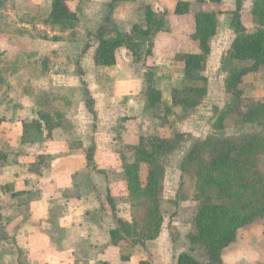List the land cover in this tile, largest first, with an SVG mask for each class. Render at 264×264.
<instances>
[{
  "label": "rangeland",
  "instance_id": "374dc122",
  "mask_svg": "<svg viewBox=\"0 0 264 264\" xmlns=\"http://www.w3.org/2000/svg\"><path fill=\"white\" fill-rule=\"evenodd\" d=\"M51 1L0 0V67L7 70L6 79L12 75L0 89V115L15 105L11 123L25 121L17 128V146L0 143L2 151L17 154L16 159L3 163L0 171V183L10 186L9 192L0 186V222L11 202L3 194L17 198L20 193L15 192L19 191L23 195L13 201L14 216L31 214L29 221L38 222L40 208L35 209L34 203L42 195L39 189L37 193L26 190L35 187L39 177L57 162L55 156L67 152L65 156L77 154L86 160L88 149L95 147V163L72 177L76 185L71 184L66 193L48 194L52 207H47L43 224L54 227V235L58 234L52 238L45 230L41 242L49 252L53 249L57 264H86L81 255L88 254L87 243L98 239L95 233L103 226V216L119 240L124 236L127 246L121 258L133 257L116 261L107 251L109 245L103 244L98 254L106 253L111 264H137L138 259L177 264L185 252L210 264L205 248L192 246L189 240V235L196 233L195 218L204 203L219 205L221 229L238 227L236 243L227 251V264H264V67L244 75L238 85L231 84L236 81L237 69L252 66V62L232 56L238 37L233 15L239 9L247 35L264 31V0H223L220 5L196 7L191 17L178 20L166 13L163 29L152 38L153 55L146 57L148 43L144 41L141 62L136 63L132 50L124 46L112 68L96 63L100 28L106 26V36L111 38L117 29L129 32L135 24L145 25L147 5L143 0L116 3L110 23L105 18L111 0L107 4L105 0H82L80 21L61 25L48 21ZM201 10L217 13L218 19L217 34L210 41L211 55L200 73L207 84L187 81L184 70L185 57L199 52L193 22ZM83 83L95 99L96 127L86 108ZM150 84L162 94L155 106L147 98ZM197 85L207 87L205 96L181 92L179 96L190 101L184 107L174 104L175 90ZM24 87L34 91L32 101L23 98ZM47 92L53 93L54 102H44V111H34L33 118L30 114L26 118L23 110L32 102L35 109H42ZM45 108L51 114H62V128L55 130L51 122L46 125ZM222 113L223 129L216 127ZM6 122L0 132L6 134L9 129L15 133ZM156 137L172 144L158 156V169L153 166L149 170L144 163L140 170L138 164L125 169L127 162H134L130 149L141 139L149 147V140ZM197 145L203 147L200 162L186 165L188 153ZM228 148L233 150L229 163H211L217 152ZM29 176L34 182L25 183L26 190H22L20 183ZM152 177L157 180L156 187L149 181ZM202 182L208 184L199 188ZM108 194L115 199V211ZM96 199L100 201L98 209L86 207ZM58 200H65L62 208L54 206ZM117 219L130 225L129 235ZM0 226L2 246L9 227ZM74 231L88 232L90 238L80 239L82 235H74ZM140 240L144 242L138 243ZM33 256L25 259L31 264H47L43 257Z\"/></svg>",
  "mask_w": 264,
  "mask_h": 264
},
{
  "label": "trees",
  "instance_id": "16d2710c",
  "mask_svg": "<svg viewBox=\"0 0 264 264\" xmlns=\"http://www.w3.org/2000/svg\"><path fill=\"white\" fill-rule=\"evenodd\" d=\"M134 0H111L108 5L109 13L105 18L106 23H110L112 20V15L115 10V5L118 2H133ZM223 0H197V2L203 7L220 5ZM82 0H52L49 9L48 21L52 24H66V23H76L80 21V10H81ZM191 3L190 2H179L176 6L175 13L177 15H187L190 13ZM167 12L159 13L154 10L151 5L144 7V21L145 25L135 24L129 32L117 29L116 35L107 38V27L102 26L99 32V48L96 53V63L98 66L110 68L117 64V52L120 48L128 46L133 52L134 61L136 63L141 62V52L143 47V42L147 41L148 50L146 51V57L153 55L154 44L152 38L158 32H160L164 27L165 14ZM232 26H234L235 31L238 34L232 48V56L234 59H239L247 62H252V66L245 67L244 69H237L236 71V81H231V84L238 85L239 80L246 74L256 72L261 67H264V31L257 32L254 35H247L245 28L241 22V15L239 14V9L234 13L232 18ZM218 30V19L217 13L212 11L201 10L195 14V39L199 42V52L189 54L185 59V76L187 81L194 83L207 84L206 78H201L200 73L204 71L206 61L211 55V39L216 36ZM86 50V49H85ZM7 70L0 67V89L4 86L6 80ZM11 73L7 74V77ZM238 81V82H237ZM236 82V83H235ZM151 83V79H150ZM230 84V85H231ZM84 85V96L86 98L85 104L89 113L94 117V127H96L97 113L95 110V99L92 97L86 83ZM235 87V86H234ZM193 93L198 94L203 97L207 94V87L200 86H186L181 90H175L173 93V102L175 105H180L184 107L189 99H184L179 96L180 93ZM147 98L152 106L159 104L162 100L161 91L156 89L151 84L147 88ZM50 118H53L48 114ZM54 119V118H53ZM58 119V118H57ZM6 117L0 115V126L6 122ZM225 114L222 113L218 119L216 125L217 128H222L224 126ZM170 141L168 139L162 138H152L149 140V147H146L144 140H140L139 144L130 149L133 154L134 162L131 164L127 162V157L124 160L127 162L125 169H131L132 166L136 165L137 170H140L142 164H146L149 167H158L157 160L158 156L163 154V152L171 147ZM202 148L198 145L195 146L187 155L185 164H190L193 162H200V155L202 153ZM233 150L228 148V150L217 152L215 157L212 159L211 163L216 164H227L232 159ZM86 160L88 162V167H91L95 163V147L88 149L86 153ZM8 154L0 150V171L3 167V163L8 161ZM158 169V168H157ZM153 187H156L157 180L155 177L149 179ZM208 183L202 182L199 188L206 186ZM8 185L3 186L2 190L9 192ZM153 192L155 190L153 189ZM19 195V194H16ZM14 196V194H13ZM108 203L116 210L115 199L111 194H108ZM219 217H220V207L217 204L204 203L199 209L196 218V233L189 235V240L192 246L199 245L205 248L206 253L210 259V264H221L222 255L225 249L234 244L237 240V230L238 227L232 226L231 228L221 229L219 227ZM162 221V218H161ZM120 225L124 226V230L129 235L130 229L127 228L130 225L124 223L121 219H117ZM132 233V232H131ZM112 244L118 247L120 250L126 249L127 244L125 243L124 236L121 240L118 238L116 231L110 230L109 232ZM127 240V239H126ZM120 241V242H119ZM125 243L126 245L122 244ZM140 240L138 243H143ZM133 246L137 245V241H134ZM123 257V256H122ZM126 258V259H125ZM123 260H130V255L128 257L121 258ZM103 264H111L106 261ZM138 264H153L148 259L141 260ZM177 264H205L204 262L197 259L194 255L190 253H181L178 257Z\"/></svg>",
  "mask_w": 264,
  "mask_h": 264
},
{
  "label": "crops",
  "instance_id": "0c3cea01",
  "mask_svg": "<svg viewBox=\"0 0 264 264\" xmlns=\"http://www.w3.org/2000/svg\"><path fill=\"white\" fill-rule=\"evenodd\" d=\"M105 1H106L105 2L106 4L109 2V0H105ZM179 2H190L191 3L190 13L187 14V16H190V17H191V13H192L193 9H195L196 7H199V8L203 7L202 5H200L197 2V0H143L142 3L146 4V5H151L156 12H159V13L167 12L168 16L170 18L178 20L177 18H182V17L186 16V15H177L175 13L176 6ZM121 4H126V3L121 2ZM193 25L195 26V17H194ZM193 25H192V31H193V27H194ZM194 32L195 31H193V33ZM185 46L186 45H184V47ZM191 53H197V52H191ZM191 53H189V54H191ZM186 57H185V59H186ZM110 68H112V67H110ZM41 76H43V75L41 74ZM11 77H12V75L8 77L9 78L8 82H9ZM22 93H23V98L25 97L26 99H30L32 101V98L34 96V91L32 90L31 87H24L22 90ZM20 97H22V96H20ZM52 97H53V93L47 92L44 94V99H43L44 101L42 103L43 104L42 109H40L39 107H38V109H35V107H34L35 104L33 102L30 103V105L28 107L29 109L23 110L24 113L26 114V118H27V114H30V117L33 118L34 117L33 116L34 111H37V110L44 111V106H45L44 102H47V104L54 102ZM8 102H10V101H6V103H8ZM13 106L15 108V105H11L10 107H8L6 109L7 112L5 111L1 115L3 117H6V119H7L6 123H8L9 127L15 129V131H16L15 133H13L12 131H11V133H9V129H8V133H6L7 135L5 133L0 132V143L8 144L9 146H11V145L17 146L18 145L19 139H16L17 138L16 137L17 136V128L18 129L21 128L23 122H25L22 120V121H16L15 123L13 122L14 125H13V123H11L13 121V120L11 121V119H13V115H14V113L12 111ZM45 111H47V112L45 114H43V117L47 122L46 125H48L49 122L53 123L52 125L54 126L55 130L63 127V124H64L63 120L64 119H62V114L60 115V113H58V112H54L51 114L48 112V109L46 110V108H45ZM48 114H50L54 119L50 118L48 116ZM20 116H22V114H20ZM24 120H26V119H24ZM56 133H58V132H56ZM35 145H40V144H39V142H36ZM35 145H33V146H35ZM47 146L48 145H46V148H47ZM58 152L60 153L61 150ZM61 153H63V152H61ZM7 154L9 156V158L12 157V159L13 158L16 159V157H17V154H14V156H12L11 153H7ZM33 154L34 153L30 154V156ZM66 154H69V153L64 152L62 155L54 157V159L57 160V162L51 164V167L49 168V170L44 174V176L39 177L38 184H34L33 186H35V187H33L32 189L26 190L25 189L26 187L24 188L22 185H25V183L29 184V183L34 182L33 181L34 178H30V176H29V178L26 177V181L24 180L23 183H20V186L23 187L22 190H26L27 192H29V191L36 192V189L40 190L42 197L38 198V200H36L35 203L33 202L35 209H37L38 207L40 208L39 212H37V215L39 217L38 222L40 225H38L37 220H35V221L32 220L31 222L29 221L31 214H29L28 216H23V217H18V218L14 216L13 210L15 209V207H14L13 201H15L19 197H22L23 191H19L18 193L15 192V194L20 193V195L17 196V198H13L12 197L13 194L9 197L6 196L5 194H3V196L1 195L3 198H5V197L9 198L12 203L11 202L8 203V205H9L8 211L9 212L6 211V215H4L5 217H4L3 221L0 222V225L3 224V226L9 227V229H8L9 232L6 235V238H4V240H3L6 242H4V243L1 242L2 246L0 245V248H1V250H0L1 251V253H0V256H1L0 264H31L30 259H25V257H27V258L31 257L32 258V255H34V256L38 255V256L43 257V262H45L47 264H57L58 257L53 256V254L55 253V252H51V250H53V249H51L49 252V250H46L47 248H44L43 241L41 242V239H43L44 237L46 238L45 230H47L50 233V236L52 238H54L58 234V233H56V235H54V230H52V228L55 229L54 227H52L50 229V227H48V226L46 227L43 224V220L47 215V209H48L47 207L48 206L52 207V203L47 201L48 196H49L48 194L53 193V192L62 194L63 191H65L64 193H66L68 191V187L72 186L71 184L76 185L75 180L72 177L79 176L80 172L85 171L87 168H90V167H88V162L84 159V157L81 158L77 154H75V155L70 154L69 156H65ZM36 155L42 156L39 153H36ZM9 158H8V160H9ZM26 158H27V156H26ZM22 159L25 160V158H23V157H22ZM66 161L68 163V166H66V167L56 166L57 164L58 165H63V164L65 165ZM87 172H88V170H87ZM5 185H7V183H5V182L2 184L0 183V186H5ZM92 189H94V188H92ZM92 189H90V190H92ZM64 201L65 200H62V201L58 200L57 204L54 203V206L58 207V208H62L63 204L65 203ZM97 203H98V205H97ZM99 204H100V201L96 199L95 203L93 202L91 205H88L86 207H88L90 210L91 209H98ZM0 205H3V204H1V202H0ZM32 217H34V216L32 215ZM102 222H103L102 228H100L99 231L97 233H95V236H97L98 239L93 240L92 244L87 243L86 247H89L88 254L85 256L81 255L84 263H86V264H103L106 261L110 262V260H108V259L106 260V258H107L106 253H103L100 255L98 254L100 251L99 247H101L103 244L109 245V247L107 248V251L112 254V256L116 259V261L121 260L122 250H120L118 247H116L112 244V240H111L110 235H109V231H110L109 228L111 229V227H110V223L108 222L107 217L103 216ZM0 228H1V226H0ZM105 228H108L107 231L105 230ZM73 233H74V235L81 234L82 237L80 239H86L87 240L90 238V235L88 232L84 233V232L79 231L78 233H76L74 231ZM100 240H103V241L100 242ZM234 244H232L231 246H233ZM231 246L224 250L223 255H222V263L221 264H227V261H226L227 251H229ZM236 253H238V252H236ZM45 254H50V255L48 256ZM59 256H60V254H59ZM105 256H106V258H105ZM132 258L133 257L130 255V260ZM141 260H143V259H138V263ZM33 264H37V263L34 262Z\"/></svg>",
  "mask_w": 264,
  "mask_h": 264
}]
</instances>
